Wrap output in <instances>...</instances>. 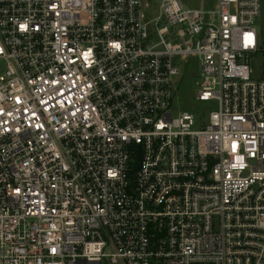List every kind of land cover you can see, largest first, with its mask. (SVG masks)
I'll return each instance as SVG.
<instances>
[{"label":"built area","instance_id":"1","mask_svg":"<svg viewBox=\"0 0 264 264\" xmlns=\"http://www.w3.org/2000/svg\"><path fill=\"white\" fill-rule=\"evenodd\" d=\"M259 17L0 0V264H264ZM186 61L205 119L172 110Z\"/></svg>","mask_w":264,"mask_h":264},{"label":"rangeland","instance_id":"2","mask_svg":"<svg viewBox=\"0 0 264 264\" xmlns=\"http://www.w3.org/2000/svg\"><path fill=\"white\" fill-rule=\"evenodd\" d=\"M187 10L199 9L203 5L204 11H210L214 8L215 0H180ZM256 28L259 34V39L262 48H264V0H260V17L256 22ZM259 59V55H256ZM3 69V64L0 62V70ZM196 71L194 61H186L183 64L181 77L178 80L175 88V94L172 102L173 112H191L202 119H205L208 113L215 109L211 103L198 102L195 100L196 87L194 78L191 73Z\"/></svg>","mask_w":264,"mask_h":264}]
</instances>
